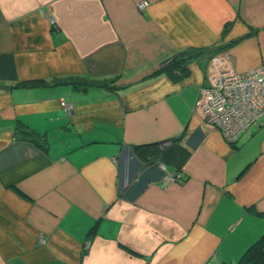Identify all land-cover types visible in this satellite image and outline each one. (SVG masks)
<instances>
[{
  "label": "crops",
  "instance_id": "1",
  "mask_svg": "<svg viewBox=\"0 0 264 264\" xmlns=\"http://www.w3.org/2000/svg\"><path fill=\"white\" fill-rule=\"evenodd\" d=\"M138 1L0 0V264H232L264 236V120L229 142L196 109L215 54L264 65V0ZM69 75L117 88L21 87ZM172 137L167 181L131 146Z\"/></svg>",
  "mask_w": 264,
  "mask_h": 264
},
{
  "label": "built area",
  "instance_id": "2",
  "mask_svg": "<svg viewBox=\"0 0 264 264\" xmlns=\"http://www.w3.org/2000/svg\"><path fill=\"white\" fill-rule=\"evenodd\" d=\"M136 5L142 11L149 2L140 0ZM50 22L54 23L51 17ZM227 60L225 54L211 58L208 84L200 90L196 109L206 123L216 126L227 141L234 142L248 133L252 125L264 120V65L238 72ZM61 104L67 112L72 110L64 100ZM165 179L171 181L175 176L168 172ZM39 242H45V238L41 236Z\"/></svg>",
  "mask_w": 264,
  "mask_h": 264
},
{
  "label": "trees",
  "instance_id": "3",
  "mask_svg": "<svg viewBox=\"0 0 264 264\" xmlns=\"http://www.w3.org/2000/svg\"><path fill=\"white\" fill-rule=\"evenodd\" d=\"M203 51L200 49H185L174 53L171 57L162 62V65L152 73L154 76L166 74L174 80H178L188 74V64L191 59L199 55ZM216 52H214L215 54ZM60 84H69L76 91H84L88 87H97L104 89H116L114 77L105 78H85L83 76H65L53 77L47 79H36L33 81L21 83V87L37 88L44 86H54ZM167 143L164 144L163 142ZM133 152L145 160L147 163L160 161L173 170L175 176H182L179 169L183 165L189 152L180 143V137H172L162 141L149 142L144 144H135L131 146ZM96 224V223H95ZM92 225L88 233H92L95 229ZM232 264H264V236L258 239L236 262Z\"/></svg>",
  "mask_w": 264,
  "mask_h": 264
},
{
  "label": "rangeland",
  "instance_id": "4",
  "mask_svg": "<svg viewBox=\"0 0 264 264\" xmlns=\"http://www.w3.org/2000/svg\"><path fill=\"white\" fill-rule=\"evenodd\" d=\"M65 103H66V104H68V103L70 104V102H67V101H65ZM70 105H71V108L73 109V105H72V104H70ZM63 107H64V106H63ZM64 109H65V108H64ZM65 110H66V109H65ZM69 111L71 112V110H69ZM70 112H68V113H70Z\"/></svg>",
  "mask_w": 264,
  "mask_h": 264
}]
</instances>
